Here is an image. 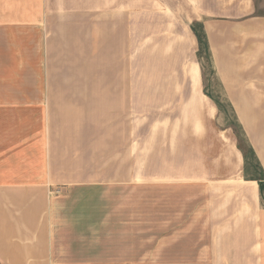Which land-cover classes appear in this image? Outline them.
I'll list each match as a JSON object with an SVG mask.
<instances>
[{"label": "crops", "instance_id": "obj_1", "mask_svg": "<svg viewBox=\"0 0 264 264\" xmlns=\"http://www.w3.org/2000/svg\"><path fill=\"white\" fill-rule=\"evenodd\" d=\"M35 4L40 11L30 20L31 29L0 28V264H99L74 258L72 250L61 251V232L75 227L59 216L65 210L59 199L104 181L89 175L88 134L104 142L117 132L111 121L135 116L138 9L153 13L166 8L159 19L168 21L180 7H190L183 20L205 32L223 101L258 167L257 178L244 179L253 184L254 196L241 190L246 198L256 197L258 208L241 206L238 220L217 243L238 264H264V208L259 205L264 185V0ZM184 46L185 54L193 47L189 34ZM196 67L189 61L186 69L190 100L195 109L212 115L214 100L201 87L199 92ZM118 147L114 142V151ZM241 159L245 165L243 154ZM126 163L130 166L131 159L114 161L119 172L113 182L134 179L122 178ZM207 197L212 214L211 189Z\"/></svg>", "mask_w": 264, "mask_h": 264}, {"label": "rangeland", "instance_id": "obj_2", "mask_svg": "<svg viewBox=\"0 0 264 264\" xmlns=\"http://www.w3.org/2000/svg\"><path fill=\"white\" fill-rule=\"evenodd\" d=\"M38 1L0 0V28L31 29ZM157 10L138 9L135 116L111 121L117 132L104 142L88 134L89 175L104 181L59 199L65 209L59 216L75 227L61 232L60 249L99 264H238L217 242L241 206L258 208L256 197L242 194L254 196L244 179L257 178L256 160L223 101L204 30L183 20L190 7L175 10L168 21L159 19L167 9ZM185 34L193 40L186 54ZM189 61L198 67L199 92L214 100L212 115L192 105ZM120 157L131 159L120 174L132 181L113 182ZM259 205L264 208V185Z\"/></svg>", "mask_w": 264, "mask_h": 264}]
</instances>
